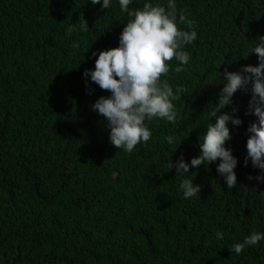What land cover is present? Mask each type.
Instances as JSON below:
<instances>
[{
  "label": "trees",
  "instance_id": "16d2710c",
  "mask_svg": "<svg viewBox=\"0 0 264 264\" xmlns=\"http://www.w3.org/2000/svg\"><path fill=\"white\" fill-rule=\"evenodd\" d=\"M145 2L167 9L168 0H133L129 9ZM102 3L0 0V264H264V239L239 255L230 250L253 230L264 233V181L255 179L264 171L245 164L257 120L250 86L221 110L242 120L229 121L225 145L238 160L236 186L217 172L219 160L190 164L225 69L259 63L250 51L264 37V0H175L178 27L197 33L184 46V71H174L173 59L161 77L185 90L173 101L176 123L146 120L151 139L131 153L110 143L91 107L110 93L83 76L99 51L119 46L129 20L118 0ZM181 10L191 29L179 24ZM181 154L190 165L184 175L168 168ZM192 178L201 191L186 199L180 184Z\"/></svg>",
  "mask_w": 264,
  "mask_h": 264
},
{
  "label": "clouds",
  "instance_id": "9594fccd",
  "mask_svg": "<svg viewBox=\"0 0 264 264\" xmlns=\"http://www.w3.org/2000/svg\"><path fill=\"white\" fill-rule=\"evenodd\" d=\"M118 2L121 11L129 17L120 34L119 46L99 51L95 68L85 69L83 76L90 77L92 82L110 93L99 97L91 107L105 118L110 129V143L117 149L131 153L138 144H146L151 139L152 133L146 126V120L159 118L176 123L177 113L173 101L180 100L185 90L177 86L174 92L167 79L162 80L161 77L168 75L169 62L173 59L179 61L174 71H184L183 65L190 60L184 46L192 43L197 33L178 27L175 0H168L167 9L161 4L145 2L142 7L130 10L129 5L133 0ZM91 3L100 4L101 0H91ZM101 7L108 9L110 0H103ZM179 24H186L189 29L193 26V21L187 19L183 10L179 14ZM79 25L82 31L88 30L84 18L79 19ZM74 29L75 25L70 24L66 34L70 36ZM260 40L262 42L250 51L257 54V65H245L241 72L225 69L223 79L226 82L220 91L218 103L208 113L211 122L207 124L202 137H199L200 154L190 162L192 167L198 168L219 160L217 172L223 176L229 189L237 183L234 170L238 160L232 155L231 149L225 147L231 139L228 123L231 121L233 126H239L242 120L221 110L232 103L234 93L241 89L248 91L249 86L251 99L248 112L255 115L257 120L247 129L250 135L246 143L245 164L250 159L253 167L264 171V37ZM72 46L78 48L79 43L74 42ZM93 56H96L95 52ZM233 112H236L235 108ZM165 139L169 144L173 143V137ZM168 168H175L176 174L184 175L189 172L190 165L181 154L178 161L169 162ZM252 178L249 176V179ZM255 179L264 181V175ZM180 188L186 199L201 191V186L194 184L193 178L183 180ZM216 237L221 240L224 238L220 232L216 233ZM262 239L264 233L253 230L243 242L233 243L230 250L239 255L246 246L256 245Z\"/></svg>",
  "mask_w": 264,
  "mask_h": 264
}]
</instances>
